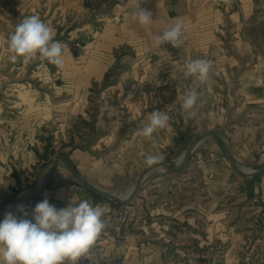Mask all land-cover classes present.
<instances>
[{
	"label": "crops",
	"instance_id": "obj_1",
	"mask_svg": "<svg viewBox=\"0 0 264 264\" xmlns=\"http://www.w3.org/2000/svg\"><path fill=\"white\" fill-rule=\"evenodd\" d=\"M92 1L23 0L17 7L21 10L20 22L31 15L39 16L54 29V39L63 45V67L46 60L45 74L54 79L53 90L64 98L58 106L68 104L66 119L87 115L93 90L101 89L106 75L116 65L121 67L117 81L105 89L116 94V99H134L140 93L147 95L144 91H148L152 102L153 95L176 84L173 103L175 107L181 106L185 91L191 88L186 89L184 84L190 79L183 75L184 64L198 58L212 64L209 79L199 82L198 88L206 87L208 94L218 93L223 98L211 102L212 106L264 108V0H238L239 7L234 0H114L110 11L103 13L87 7L86 3ZM138 4L152 13L150 24L140 25L132 18L131 9ZM5 9L15 10L10 6ZM89 16L93 19H86ZM177 21L184 25V44L173 48L170 44L156 43L154 36ZM60 24L71 30L67 40L57 38ZM14 30L0 6L1 57L9 54L8 37ZM77 39L85 44L75 56L70 45ZM198 93L200 98L204 96L202 91ZM232 94L236 101H230ZM238 95L244 99L240 105ZM197 103L201 105L200 100ZM56 109L57 113L50 111L51 119L64 113L59 107ZM50 122L54 126L57 123L0 121V213L9 201L35 191V184L47 175L59 153L68 156L97 188L120 191L111 187L120 171L98 156L96 148L104 136L93 141L86 132L82 139L91 144L81 146L80 139L73 136L76 147L62 148L71 140L74 121H58L62 128L58 129L60 139L53 145L59 152L50 161L41 159L44 139L54 138L47 127ZM183 122H177L174 135L188 147L196 136L193 138L184 131ZM45 129L47 134L43 132ZM12 133L24 143L19 150H14ZM208 140L184 168L152 175L134 199L122 206L98 201L63 164L36 200L13 206L8 212L22 217L18 206H23L27 218L32 219L27 205L35 207L45 198L58 209L84 199L94 206L101 205L106 228L98 241L105 247L101 255L105 264H264V176L252 181L243 177L240 181L229 177L217 163L208 165L210 160H221L215 149L210 154L213 159L204 155L211 151L206 146ZM261 140L258 151H250L247 156L244 153V160L231 152L245 166L246 161H264V139ZM170 144L167 138L166 146Z\"/></svg>",
	"mask_w": 264,
	"mask_h": 264
},
{
	"label": "rangeland",
	"instance_id": "obj_2",
	"mask_svg": "<svg viewBox=\"0 0 264 264\" xmlns=\"http://www.w3.org/2000/svg\"><path fill=\"white\" fill-rule=\"evenodd\" d=\"M22 1L0 0V6L4 8V16L10 25L16 26L20 23L19 15L21 14V10L17 9V7L22 4ZM7 6L15 10L10 11L5 9ZM90 18L93 19V16L86 17V19ZM66 26H61L60 24L57 27L58 39H68L66 37ZM9 56L10 54L0 56V121H57L55 126L51 122L47 125L49 133L54 134V143L57 139H60L58 129L59 131L62 129L58 121H74L76 125L83 127V124L78 119L80 116L72 120L66 119L68 116L65 114L68 107L67 102H65L66 105L58 106V102L62 100L63 103L64 98H60L61 95L58 96L57 91L53 90L54 79L45 74V65L48 64L46 60H40L38 57H35L28 63H24L22 58L17 61H12ZM184 84L186 85V89L189 87L195 88L198 92L202 91L204 95L200 98L201 105L198 106L197 103V116L195 118H185L182 115L181 106L175 107L173 103L176 99L175 96L174 100L170 103H164L166 99L172 97L171 92H176V84L168 85V89H165L160 94L157 92L156 96L153 95L152 102H150L148 91H144L147 95L140 93L134 99L126 100L122 98L116 99V94L111 93V90L98 91L100 88H97L92 92L87 115L83 117H86L88 121H94L97 128L95 132L98 136L100 132L105 133L103 141L100 142L99 147L96 149L99 151L98 156H102L107 165L120 171L116 178L112 180L113 186H111L112 188H116L115 190L119 189L120 191L118 192L124 194L126 189L133 186L137 178L150 167L145 162L148 154L158 153L163 156V161L180 155L186 146L180 144L176 135H174L178 121L181 123L185 121L186 125L183 126L184 131L187 130V134L189 133V136L193 138L200 132L216 130L229 150L237 158L243 159L244 153L247 156V153H250V151H258L262 143L261 139H264V108L243 109L235 105L236 107L232 109H221L217 105L212 106L211 102L222 101V95H218V93L208 94L206 87L203 89L198 88L200 83L195 81L194 78L184 81ZM147 90L150 91V89ZM163 96L165 99L162 98ZM240 100L244 99L238 95L237 101L239 103H235L242 104ZM230 101H236L234 94L231 95ZM207 102L210 104L207 105ZM37 105L40 108L37 109ZM56 107H59L62 110L61 113H64L61 114V117L55 116L56 118L53 117L51 119L50 111L57 113ZM156 110L167 113L170 116V120L167 127L158 130L153 134L152 140H149L142 137L139 134V130L148 123L150 113ZM217 121H222V123L219 124ZM81 131L85 133L84 131L88 130L83 129ZM43 132L45 134L48 133L46 129ZM66 133V140H68L67 137L69 135ZM75 136L78 140L80 139L77 134ZM12 137L14 140L12 142L14 150H19L22 145L24 146V143L17 139L19 137H16L15 133H12ZM85 137L86 139L88 138L87 136ZM167 138L171 140V146L169 147L166 146ZM83 142L84 140L82 141L80 139V145H85ZM102 143L105 144L104 147H102ZM206 146L211 150L204 154L208 159H213L210 155L213 153L212 149H215L218 153L217 155L221 157L220 161L215 160L213 162L210 160L208 165L217 163L229 177L243 181V176L233 169L230 161L221 154L212 139L208 140ZM58 148H60V145ZM62 148L64 147L62 146ZM246 162L248 163L246 166L254 170L264 166V161L257 162L251 160ZM196 165H198L197 162ZM225 177L222 181H225ZM240 264L243 263L240 262Z\"/></svg>",
	"mask_w": 264,
	"mask_h": 264
},
{
	"label": "clouds",
	"instance_id": "obj_3",
	"mask_svg": "<svg viewBox=\"0 0 264 264\" xmlns=\"http://www.w3.org/2000/svg\"><path fill=\"white\" fill-rule=\"evenodd\" d=\"M131 15L140 25H148L153 21L152 13L139 8V4L131 9ZM54 36V29L39 16L25 17L8 38L9 58L12 61L22 58L24 63H28L38 57L63 67L64 48ZM154 40L160 45L170 44L173 48H180L184 44L183 22L177 21L165 28L154 36ZM211 71V62L198 58L185 62L183 75L198 82H206ZM199 100L200 95L195 88L185 91L181 103L185 118L197 116ZM169 120L167 113L153 111L139 134L152 140L153 134L167 127ZM163 159L158 153L148 154L145 162L149 166H162ZM18 207L23 212L22 217L7 212L0 221V264H78L81 257L98 264V261L91 259L90 250L106 228L101 205L94 206L84 199L58 209L45 198L35 205L32 219L27 218L28 213L23 206Z\"/></svg>",
	"mask_w": 264,
	"mask_h": 264
},
{
	"label": "water",
	"instance_id": "obj_4",
	"mask_svg": "<svg viewBox=\"0 0 264 264\" xmlns=\"http://www.w3.org/2000/svg\"><path fill=\"white\" fill-rule=\"evenodd\" d=\"M208 139H212L221 154L232 164L234 170L246 178L248 181L255 180L259 177L264 176V167L259 169H251L242 163H240L233 156L226 143L220 136V134L216 131H208L201 132L190 142L188 147L177 157L172 158L170 160H164L162 166L161 165H152L147 168L137 179L135 185L128 190V192L122 194L113 191H107L100 188H97L92 183H90L77 169L75 164L70 160L68 156L63 153H59L55 159L52 161L49 166V170L47 175L41 179L38 183L35 184V191L33 193H28L24 196H21L15 200L9 201L2 209L0 213V221L4 219L5 213L8 210L16 205L29 201L30 199L38 196L47 186V184L54 177L58 168L61 164H64L67 169L71 172V174L75 177V179L88 191L92 192L94 195L102 197L108 201L118 202L122 204H127L138 194V192L146 185V183L151 179L152 175L160 172V173H174L180 171L184 168L192 155L200 148V146Z\"/></svg>",
	"mask_w": 264,
	"mask_h": 264
},
{
	"label": "trees",
	"instance_id": "obj_5",
	"mask_svg": "<svg viewBox=\"0 0 264 264\" xmlns=\"http://www.w3.org/2000/svg\"><path fill=\"white\" fill-rule=\"evenodd\" d=\"M114 1H110L109 3H107V0H93L92 2H87L86 5L87 7H89L91 10L98 12V13H103V12H109L111 7L113 6ZM71 30L67 29L66 32L69 33ZM77 43H81L82 45L85 44L84 40H80V41H75L71 43V49L72 52L74 53L75 56H78L80 54V50L76 47ZM120 69L121 67L119 65L114 66L110 72L106 75L104 83L101 87L100 90H105L107 89L109 86L115 85L117 78L120 74ZM97 88H95L93 91H95ZM164 89H161V91H163ZM172 93V97H170L169 99H166L164 103L168 104L171 101L174 100V92ZM162 98L165 99V97L163 96ZM161 106V105H160ZM79 122H81V124H83V127H80L79 125H74L73 129L70 131V134L72 135L71 140L69 141V143H64L62 146L64 147H76V143L73 139V136H75V134L78 135V137L83 141V135L84 133H82L81 130L85 129L88 131H84L85 133L87 132L89 134V136L91 137V140L93 139V141L95 139L98 138V135L96 134V126L94 124V121H87L85 120L83 117H79ZM78 124V123H77ZM97 135V137H95ZM99 136H105V133L100 132ZM46 142L45 148H44V154L43 155H39L41 159H45V160H49L50 161V157H55L59 151H56L54 145H53V139L52 137H47L46 139H44ZM85 143V142H83ZM91 141H87L85 144L89 145L91 144ZM78 146V145H77ZM82 146V145H81ZM94 197L98 200V201H108L102 197L96 196L94 195ZM37 197H34L30 200H36ZM110 203H112L113 205L116 206H122L123 204L121 203H117V202H112V201H108Z\"/></svg>",
	"mask_w": 264,
	"mask_h": 264
},
{
	"label": "built area",
	"instance_id": "obj_6",
	"mask_svg": "<svg viewBox=\"0 0 264 264\" xmlns=\"http://www.w3.org/2000/svg\"><path fill=\"white\" fill-rule=\"evenodd\" d=\"M110 1H114V0H107V3H109ZM234 1L236 5L239 7V1L238 0H234ZM76 47L79 50L83 49V45L81 43H77ZM27 208L32 212L34 206L33 204H28ZM104 250L105 247L97 240L96 244L90 250L91 259L93 261H98V264H105L101 258V255L104 253ZM78 264H92V261L86 257H81L80 260L78 261ZM224 264H239V263H224Z\"/></svg>",
	"mask_w": 264,
	"mask_h": 264
}]
</instances>
